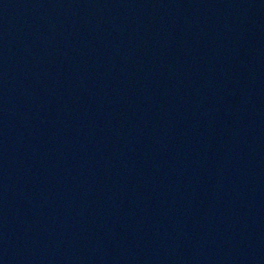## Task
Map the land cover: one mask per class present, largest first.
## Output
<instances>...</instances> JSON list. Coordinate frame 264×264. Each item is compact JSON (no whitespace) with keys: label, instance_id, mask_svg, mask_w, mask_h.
Segmentation results:
<instances>
[{"label":"water","instance_id":"water-1","mask_svg":"<svg viewBox=\"0 0 264 264\" xmlns=\"http://www.w3.org/2000/svg\"><path fill=\"white\" fill-rule=\"evenodd\" d=\"M0 264H264V0H0Z\"/></svg>","mask_w":264,"mask_h":264}]
</instances>
